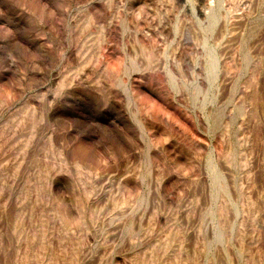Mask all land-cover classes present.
Here are the masks:
<instances>
[{"label": "rangeland", "instance_id": "obj_1", "mask_svg": "<svg viewBox=\"0 0 264 264\" xmlns=\"http://www.w3.org/2000/svg\"><path fill=\"white\" fill-rule=\"evenodd\" d=\"M0 264H264V0H0Z\"/></svg>", "mask_w": 264, "mask_h": 264}]
</instances>
